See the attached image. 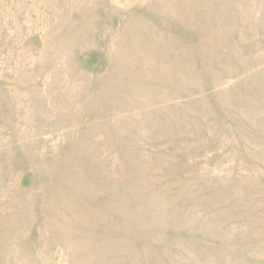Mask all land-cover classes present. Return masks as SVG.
Segmentation results:
<instances>
[{"label": "rangeland", "instance_id": "obj_1", "mask_svg": "<svg viewBox=\"0 0 264 264\" xmlns=\"http://www.w3.org/2000/svg\"><path fill=\"white\" fill-rule=\"evenodd\" d=\"M0 264H264V0H0Z\"/></svg>", "mask_w": 264, "mask_h": 264}]
</instances>
